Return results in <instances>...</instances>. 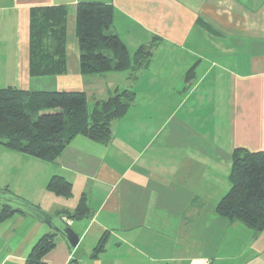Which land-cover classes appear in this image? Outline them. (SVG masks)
<instances>
[{
  "label": "crops",
  "instance_id": "0c3cea01",
  "mask_svg": "<svg viewBox=\"0 0 264 264\" xmlns=\"http://www.w3.org/2000/svg\"><path fill=\"white\" fill-rule=\"evenodd\" d=\"M92 1L113 6L109 31L131 54L159 40L134 78L80 73L76 7ZM53 5L67 8L66 68L31 76L30 9ZM0 84L83 91L90 106L121 88L138 100L106 145L76 136L52 162L0 145V190L52 215L85 194L90 210L63 218L79 235L73 250L46 223L14 212L0 222V264H23L46 233L55 234L47 264H264V229L214 212L233 149L264 151V0H0ZM34 168L44 170L38 179ZM54 174L71 182V197L47 192ZM102 235L104 251L93 257Z\"/></svg>",
  "mask_w": 264,
  "mask_h": 264
},
{
  "label": "trees",
  "instance_id": "16d2710c",
  "mask_svg": "<svg viewBox=\"0 0 264 264\" xmlns=\"http://www.w3.org/2000/svg\"><path fill=\"white\" fill-rule=\"evenodd\" d=\"M113 6L103 2H79L76 7L75 37L79 47V71L82 75L109 71L134 72L147 67L152 47L159 40L141 45L130 53L118 35L110 33ZM67 8L63 5L30 9L29 73L31 76L56 75L65 71ZM135 100L129 88L117 89L106 99L90 106L83 91H58L0 87V145L43 161L52 162L76 136H84L106 145L112 139V123L121 119ZM229 188L217 201L214 212L229 221H238L256 231L264 229V151L234 148L228 173ZM47 192L64 198L72 195V184L54 174L46 182ZM21 197L7 188L1 189ZM13 209L2 205L0 222ZM90 213L87 197L82 194L72 211L55 215L79 220ZM55 234L41 235L31 246L23 264H47L44 256L55 247ZM105 235L92 256L104 251ZM74 261H72L73 263Z\"/></svg>",
  "mask_w": 264,
  "mask_h": 264
},
{
  "label": "water",
  "instance_id": "95a60500",
  "mask_svg": "<svg viewBox=\"0 0 264 264\" xmlns=\"http://www.w3.org/2000/svg\"><path fill=\"white\" fill-rule=\"evenodd\" d=\"M0 203L2 205H8L13 209L22 208L23 211L21 212H26L36 219L46 223L50 228H52L55 234L61 236L65 240L70 250H73L77 245L79 235L67 222L63 220V218H65L63 215H52L25 200L19 202L13 195L3 191H0Z\"/></svg>",
  "mask_w": 264,
  "mask_h": 264
},
{
  "label": "rangeland",
  "instance_id": "374dc122",
  "mask_svg": "<svg viewBox=\"0 0 264 264\" xmlns=\"http://www.w3.org/2000/svg\"><path fill=\"white\" fill-rule=\"evenodd\" d=\"M97 80H99L98 82H101V79L100 78H97ZM40 84H43V85H47V81H40ZM2 84H0V86H1ZM135 101H137L136 102V104L138 103V100H137V97H136V99H135ZM130 109V110H129ZM128 109V113H127V116H130V114H136V111H137V109H135V105H131V107ZM34 171H35V173L36 174H34V178L35 179H38L39 178V175L38 174H40V173H42L44 170H43V168L41 169V168H34ZM228 173H229V171H228ZM227 177V178H226ZM225 178H226V182H228V174H227V176H225ZM211 181H213V183L216 185V186H218L219 187V185H220V187H222V184H221V181H222V179H218V180H216V179H213V180H211ZM214 198V196L213 195H209V196H205V199H207V201H211V199H213ZM209 203V202H208ZM210 204H211V202H210ZM209 204V205H210ZM213 204V203H212Z\"/></svg>",
  "mask_w": 264,
  "mask_h": 264
}]
</instances>
